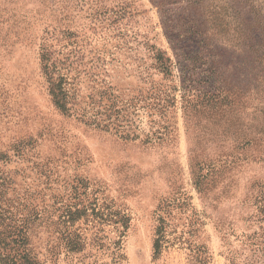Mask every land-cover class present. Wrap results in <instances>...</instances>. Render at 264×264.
Masks as SVG:
<instances>
[{
	"label": "rangeland",
	"instance_id": "374dc122",
	"mask_svg": "<svg viewBox=\"0 0 264 264\" xmlns=\"http://www.w3.org/2000/svg\"><path fill=\"white\" fill-rule=\"evenodd\" d=\"M16 247L264 264V0H0V264Z\"/></svg>",
	"mask_w": 264,
	"mask_h": 264
},
{
	"label": "trees",
	"instance_id": "16d2710c",
	"mask_svg": "<svg viewBox=\"0 0 264 264\" xmlns=\"http://www.w3.org/2000/svg\"><path fill=\"white\" fill-rule=\"evenodd\" d=\"M153 58L154 60H156L158 67L160 68V70L162 72H167L168 71V61L169 58L167 56L164 55V52L161 50H158L157 52H153ZM45 67H48L47 62H45ZM58 82L57 84H53L52 89H51V94L54 98V102L55 104L60 107L65 109L66 108V102H65V93L64 90L62 88H60ZM79 212V211H78ZM74 212L72 210H68V217L70 218L72 216ZM110 215V214H108ZM113 215V214H112ZM117 216V217H116ZM114 217H116L117 219L115 220V222H118L120 226H126L127 223V218L126 216H124L123 214H119L116 213L114 214ZM19 244H23V240L18 239ZM160 247V241L159 238L155 239L154 241V249L155 251H158ZM7 262H5V264H33V262L31 261L32 256H28V254L22 250L20 251L18 249V247L13 248V252L11 254H8L7 256H5Z\"/></svg>",
	"mask_w": 264,
	"mask_h": 264
}]
</instances>
